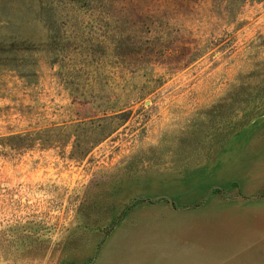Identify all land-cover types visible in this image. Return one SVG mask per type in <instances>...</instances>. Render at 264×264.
<instances>
[{
  "label": "rangeland",
  "instance_id": "1",
  "mask_svg": "<svg viewBox=\"0 0 264 264\" xmlns=\"http://www.w3.org/2000/svg\"><path fill=\"white\" fill-rule=\"evenodd\" d=\"M21 48L0 264H264V0H0Z\"/></svg>",
  "mask_w": 264,
  "mask_h": 264
},
{
  "label": "trees",
  "instance_id": "2",
  "mask_svg": "<svg viewBox=\"0 0 264 264\" xmlns=\"http://www.w3.org/2000/svg\"><path fill=\"white\" fill-rule=\"evenodd\" d=\"M17 50V48H16ZM23 53V57L21 58H6L0 62V66L8 68V69H13L16 70L17 72L20 73L21 76H26V71L24 70L25 68V55L30 52L28 48H21L20 49Z\"/></svg>",
  "mask_w": 264,
  "mask_h": 264
}]
</instances>
